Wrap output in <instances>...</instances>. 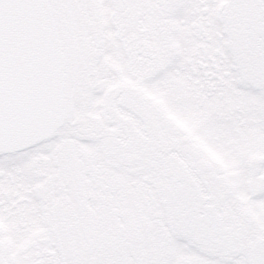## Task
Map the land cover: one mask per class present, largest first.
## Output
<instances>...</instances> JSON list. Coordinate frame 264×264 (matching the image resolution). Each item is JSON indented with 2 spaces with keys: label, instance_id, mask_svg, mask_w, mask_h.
I'll return each instance as SVG.
<instances>
[{
  "label": "snow or ice",
  "instance_id": "snow-or-ice-1",
  "mask_svg": "<svg viewBox=\"0 0 264 264\" xmlns=\"http://www.w3.org/2000/svg\"><path fill=\"white\" fill-rule=\"evenodd\" d=\"M0 264H264V0H0Z\"/></svg>",
  "mask_w": 264,
  "mask_h": 264
}]
</instances>
